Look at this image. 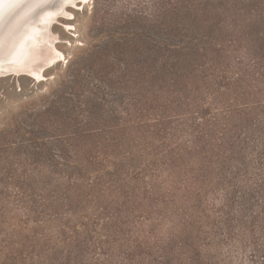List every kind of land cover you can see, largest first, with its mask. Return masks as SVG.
Wrapping results in <instances>:
<instances>
[{
    "label": "trees",
    "instance_id": "obj_1",
    "mask_svg": "<svg viewBox=\"0 0 264 264\" xmlns=\"http://www.w3.org/2000/svg\"><path fill=\"white\" fill-rule=\"evenodd\" d=\"M248 1L251 4H246ZM248 1L146 0L145 12L138 13L132 9L127 19L118 15L117 24L130 27L122 34L132 38L128 50L130 57L140 56L130 62L127 60L129 58L122 60L115 56L112 59L108 58L105 50L97 51L90 60V66L96 69L94 73L89 71L82 74L78 70L55 88L56 94L50 105L37 115L36 121L41 126L47 125L44 121L46 116H54L50 112L64 92L70 91V96L78 97L95 80L93 87L98 91L100 100L89 106H82L81 103L77 106L83 115L86 114L84 125L76 118H70L68 123L55 118L52 127L66 134L53 136L62 139L61 151L43 152L40 144L34 141L38 139L37 136H32L26 143L20 142L19 146L25 144L32 152L18 157L21 172L16 177L12 171L3 175L6 182L11 181L5 186L10 196L4 190H0V196L4 193L17 202L16 205L25 213L24 226L15 227L21 221L6 226L8 206L0 198V264H137L142 256L141 245L134 246L119 261L107 250L113 242L121 239L129 241L125 239L130 238L129 233L123 231L125 222L118 220L122 213L132 215L136 208H139V217L147 215L141 208L143 202L168 182L158 180L162 172L165 175L173 168H179L182 162L190 166L193 148L201 158L197 167L190 166L187 171L191 176L185 180V195L191 198V186L187 185L190 181L192 187L196 186L193 191H199L201 196L206 192L205 184L212 180L215 173L225 176L220 180L227 188L225 206L220 208V212L226 214V235L231 237L236 227H245L243 214L253 213L259 206L264 210L263 92L247 90L249 69L242 62L238 64V72L233 78L226 79V76L217 74V68L229 55L228 51H237L244 38L255 39L261 35L262 24L259 20L251 26H244L243 15L248 8L256 7L254 9L257 11L263 6L259 3L255 5L253 0ZM263 51L258 47L249 52L255 59V66L260 64L259 55ZM72 62L70 67H74ZM122 65L127 70L124 67L125 71L117 74L103 71L106 67ZM235 84L241 87L237 89ZM213 105L223 109L220 110L221 114L229 117L221 132L218 126L214 128L219 117L214 116L213 121L209 119ZM182 109L187 110L184 113ZM92 110L99 112L96 119ZM181 115L191 116L194 121L192 131L195 133V145L185 146V149L181 145L173 148L165 144L164 138L160 146H152L150 159L146 163L156 175L149 182L144 178L146 170L134 163L131 150L121 155L115 152L132 149L144 116L155 117V125L151 126L158 128L167 119ZM88 130L98 134L85 139L84 132ZM239 130L260 136L232 138L227 147L224 141L214 139L220 133L227 136ZM94 136L103 138L98 143L89 142ZM201 140L204 144L196 145ZM92 147L96 151L91 150ZM216 150L219 153H215ZM249 150L258 155V162L253 163L260 174L253 180L250 171L254 168L247 156ZM53 177L63 178V193H58L63 188L61 183L52 187ZM10 184H16V190ZM106 188L109 194L105 196ZM141 189H144V198L140 199L138 194ZM50 197L53 198L49 200ZM84 201L93 202L106 215L101 226L104 233L100 232L101 240L97 246L90 243L93 230L87 234L83 245H77L80 235L76 226L69 222L58 227L54 244L53 236L40 232L48 223L63 220L59 207L54 204L76 212ZM110 203L116 205L117 214L108 209ZM250 218L256 219L253 215ZM30 222L34 224L33 227H29ZM116 223L119 226L111 232L110 228ZM89 224L88 221L84 225ZM70 233L74 235L69 236ZM138 238L136 241H139ZM29 240L31 246L28 245ZM162 254L164 256H158L157 264H168L169 261H163L167 252L163 250Z\"/></svg>",
    "mask_w": 264,
    "mask_h": 264
},
{
    "label": "rangeland",
    "instance_id": "obj_2",
    "mask_svg": "<svg viewBox=\"0 0 264 264\" xmlns=\"http://www.w3.org/2000/svg\"><path fill=\"white\" fill-rule=\"evenodd\" d=\"M241 1L247 2L248 0ZM49 2H51V0ZM253 2L255 5L259 3L263 6L257 8V11L254 9L256 7L252 9L248 8V12H245L243 15L245 20L244 26H251L253 22L259 20L262 24L260 29L261 35L259 38L255 39L244 38L241 40L239 46H237V51H234V49L228 51L229 55L224 58L223 64L217 68V74L218 76H226V79H229V77L233 78L238 72V64L242 62L249 69V79L246 81L248 84L247 90L253 92L261 91L264 96V51L259 55L261 61L258 66H255V59L249 55V52L253 50V48L260 47L261 50L264 49V0H253ZM145 3L146 0H89L88 3H84L79 8L76 4H70L68 6H72L74 9H69L68 12H65V19H61L59 22L55 21V26L50 24L49 29L51 31L53 30V35L52 32L50 33L48 30V32L45 31L44 27L41 26V24L46 26L49 23V17L46 14H43L44 16L46 15V17L42 15L46 10L45 8H47L46 6L44 8L45 10L42 9V12L38 11L40 14L37 13L39 17L36 15L38 18V20H35L36 22L30 23L29 25L28 23L24 25L20 23L19 26L21 25L23 29L15 30L11 28L12 30L9 31H0V39L3 40V44L0 46V62L3 60L0 63V69L3 73L9 74L14 71L17 75L18 71L31 70L39 66L43 60V54L38 53L39 42H41V39H43V42H45V40L48 42L47 40L50 37L49 35L46 36V34L55 35V40L60 41L58 50L67 58L66 63L63 60V63H58L53 68L47 70L45 74L46 80H36V83L25 75L0 76V190H4V192H8V194L10 193L9 190L5 191V186L11 181L6 182L3 175L7 171H12L16 174V177L21 172L18 157L32 152L30 148L25 147V144L19 146L20 142L23 141L26 143L32 139V136H37L38 139L34 141L40 144V147L43 148V152L53 153L54 151H61L63 149V147L60 146V141L62 139H56L53 136H66V134L55 131L56 129L52 127L53 124L55 125L56 119L65 120L68 123L70 118H76L78 122L84 125L86 122V114L83 115L77 106L80 103L82 106H89L100 100L98 98V96H100L98 91L93 87V85L96 84L95 80H92L93 84L89 83L87 87L79 93L78 97L70 96V91L68 93L64 92L60 101L57 100L54 105L55 108L50 112L54 116H46L44 121L47 125L41 126L36 121L37 115L50 105L56 94L55 88L60 85V82L64 80L67 81L72 77L71 75L78 70H81L82 74H87L89 71L94 73L96 69L90 66V60L97 51L105 50L109 55L108 58L113 59L115 56L120 59L123 58L122 60L129 58L127 60L130 62L134 60L133 58H138L140 56L134 55L133 58L130 57L128 50L131 47L132 38L122 35L130 30V27L127 24L119 25L116 20L119 14H121L120 17L127 19L132 9L136 10L138 13L145 12ZM246 4L251 3L248 1ZM24 9L20 12L19 16L23 15L28 8ZM41 17L48 21H43ZM39 19L41 20L39 21ZM69 23L72 24V29L74 31L65 30L64 24ZM31 25L34 26L31 27ZM38 27L42 33L38 31ZM29 28L32 29L29 30ZM39 32L42 35L38 34ZM23 33H26L25 36L22 35ZM38 35L42 37L45 35L48 39H46V37L44 39ZM52 36L51 39L54 40ZM23 37H25V40H23ZM20 38H22L20 42L23 43L18 41ZM36 39L38 40V47L36 46ZM32 40L34 41L32 42ZM14 44L15 47H13ZM32 46H34L35 50H38L36 51L37 55ZM13 48L18 49L20 53L15 52L18 50ZM7 51L10 52L7 53ZM33 55L36 56L33 57ZM28 56H31L30 59ZM9 58H11V61ZM35 60H38V62H35ZM71 62L74 63V67L69 66ZM5 66H8V69L14 66L17 71H15V69H10L8 71ZM24 66L26 68H24ZM124 67L123 65L118 67L110 66L104 68L103 71L110 74H117L124 70ZM125 70H127L126 67ZM235 87L238 89L241 85L235 84ZM186 110L187 109H182L184 113ZM220 110L223 109L217 106L214 107L213 105L209 119L212 118L211 120L213 121L214 116L217 115L219 117L217 122L214 123V128L218 126V131L221 132L225 129L229 117L227 118L228 115L225 117L224 114H221ZM91 112L96 119V115H98L97 113L99 112L94 110ZM191 119V116L181 115L176 118H169L163 126L155 128V126H151L155 125V117L144 116L141 118L143 124L141 126L139 125V133L137 135H135L136 133L134 134L135 141L132 149H119L115 150V152L121 155L131 150L134 156V163L137 165L139 164V166H142V168L146 170L147 175H145L144 178L146 182H149L148 180H151V178L153 179L156 175L153 174L154 169L149 167L148 163H146L150 159L149 153L152 146H160L163 142L161 140L164 138L165 144L173 148L176 145H181L184 146L182 148L185 149V146L193 147L195 145L193 142L195 133L192 131L194 121ZM158 129L160 133H158ZM90 132V130L84 132L86 136L85 139H89L87 137L89 135L98 134L97 132ZM251 134H246V132H240L239 130L237 132L232 131L227 136H222L220 133L216 135L214 139L216 141H224L227 147L232 138L260 136ZM100 138H103V136H94L89 142L98 143ZM201 144H204L202 140L196 143L198 146H201ZM89 149L90 148H88V150ZM91 150L94 151L95 147H92ZM219 150H216L215 153H219ZM195 151L196 149L193 148L190 160L191 163H189L193 168L198 166V160L200 161L201 158ZM220 152L223 151L220 150ZM247 156L249 161H252L251 163L254 168L250 171L253 180L260 174L255 169L257 166H254L253 163L255 161L256 163L258 162V155L252 150H249ZM180 164L179 168H173L171 172H166L165 175L164 172H162V177L160 176L158 180L163 182L167 180L168 182L166 185L157 188V190L152 193V197L143 202L141 208H143L147 215L139 217L140 211H137L139 208H136L132 215L128 216L127 212L121 214L118 222L122 220L125 222L123 231L128 232L130 238H125L129 240L128 242L121 239L111 243V246L107 250L111 252V255H114V259L119 261V259L126 252L132 250L134 246L141 245L140 253L142 256L137 260V264H157V258L163 255V250L167 252V256L164 257L163 261H169L171 264H264V210L261 206L257 207L253 213L249 212L243 214V218L246 222L245 227H236L234 234L229 237L226 235L228 229L226 214L224 215L225 212H220V208L225 206V193L227 190L226 185L222 184L220 180L226 177L214 172L215 175L212 180L207 182L208 184H205L207 185L206 192L201 196L199 195V191H193V188L196 186L192 187V181L188 182L187 185L191 186V198L190 196L188 198V195H185L184 186L186 185L185 180L191 176L187 172L190 166L187 162H182ZM127 167L128 166L125 168ZM217 181H219L218 185ZM59 183L62 184L63 188L59 189L60 192L58 193H63L65 186L63 178L53 177L52 187L54 188ZM15 185L10 184L9 186L14 188L16 187ZM171 185L172 187H170ZM173 188H175V190ZM169 189H171L170 192H168ZM52 191H54V189H52ZM143 193L144 189H141L138 198H144ZM108 194L109 192L107 190L105 196ZM9 196L4 193L0 196L5 202L4 205L8 206L9 214L5 220L6 222L8 221L6 226L21 221L19 224H16L15 227L21 226L20 228H23V216H25V213L16 205L17 202L9 198ZM52 198L50 197L49 200ZM54 206L59 207L58 210H60L63 220L60 222L48 223L45 227L43 226L40 229L41 233L49 234L51 237L53 236V244L59 232L58 227L66 222L71 223L72 226L75 225L76 230H78L80 236L76 241L77 245L81 243L83 245L86 242L87 234L92 230L94 232L90 243L96 246L99 244L101 233H104L102 231L103 227L101 226L105 221L106 215L102 214L100 209H98L93 202L84 201L80 203L76 212H71L67 210V208L61 207V205L54 204ZM54 206L52 208H54ZM108 209L115 214L118 212L114 203H110ZM225 211H227V209ZM252 215L256 217L255 220L250 218ZM88 221L90 224L84 225ZM28 225L29 227L34 226L32 222ZM117 226H119V223L113 224L112 228H110L111 232H113ZM23 234H25V230H23ZM73 235L74 233L69 234V236ZM137 236H139V241H136ZM30 243L31 241L29 240L28 245H30ZM2 260H4V256H2Z\"/></svg>",
    "mask_w": 264,
    "mask_h": 264
},
{
    "label": "bare ground",
    "instance_id": "obj_3",
    "mask_svg": "<svg viewBox=\"0 0 264 264\" xmlns=\"http://www.w3.org/2000/svg\"><path fill=\"white\" fill-rule=\"evenodd\" d=\"M20 1L21 0H0V4L2 5V6H5V7H12V6H14V5H17V3H20ZM42 1H44V0H25L24 1V4L22 5V7L21 8H18L16 11H15V13H7V14H9V17H10V22H13V20L15 19V17H18L19 18V12L20 11H22L24 8L25 9H27V8H32V6L33 7H37V5H39ZM89 2V0H51V2H49V4L50 5H48L47 6V8H45L44 10H45V12H43L42 13V15L43 14H46L49 18V21L47 20V19H43L42 17H41V19L43 20V21H48L49 23L46 25V26H44L43 24H41V26H43L44 27V29H45V31H49L50 33L53 31H51L50 29H49V27H50V24H53L54 26L56 25V22L55 21H57V22H59L61 19H65V17L66 16H64L66 13L65 12H68V10L69 9H74L72 6H68V5H75L76 4V6L79 8L80 6H82L84 3L86 4V3H88ZM35 3V4H34ZM0 5V6H1ZM30 6V7H29ZM46 7V6H45ZM8 8V9H9ZM20 9V10H19ZM24 9V10H25ZM43 10H41V12H42ZM0 13H1V10H0ZM3 14V13H2ZM2 14H0V15H2ZM38 14H40V13H38ZM46 15L44 16V17H46ZM38 16V15H37ZM39 17V16H38ZM41 19H39V21L41 20ZM15 21V20H14ZM19 22H21L20 20H18V22L17 21H15V25H13L12 26V28L13 29H23V27L20 25V26H18V23ZM36 22V21H35ZM41 23V22H40ZM43 23V22H42ZM22 24V23H21ZM34 26V25H33ZM32 25H31V27H33ZM39 26V25H38ZM54 26H53V28H54ZM22 27V28H21ZM42 27V28H43ZM64 28H65V30H69V31H74L73 29H72V24H64ZM30 29H32V28H29V30ZM43 29V30H44ZM4 30V29H3ZM26 30V29H25ZM2 31V30H1ZM35 31H36V29H35ZM38 31H40L41 32V30H39V27H38ZM47 31V32H48ZM20 32V31H19ZM38 33V34H41V33ZM14 33V32H13ZM13 33H11V34H13ZM32 33V32H31ZM45 33V32H44ZM26 34V33H25ZM25 34L23 33L22 35H24L25 36ZM33 34V33H32ZM34 35V34H33ZM37 35V34H36ZM42 35V34H41ZM41 35H38V36H41ZM49 35V39L46 37V36H48ZM52 35H53V32H52ZM52 35H50V34H46V36L44 35L42 38H44L45 39V37H46V39H48L47 41L48 42H46V40H45V42H43L42 40L43 39H41L40 41L41 42H39V52L38 53H42L43 54V60H42V62L40 63V65L39 66H37L36 68L34 67V69L32 68L31 70H29L28 68V70H25V71H18L17 72V75H16V73L13 71V72H11V73H3L2 71H1V69H0V72H2V73H0V76H6V75H8V76H18V75H25V76H27V77H29V78H31L35 83H36V80H41V79H43V80H46V76H45V74H46V72H47V70H49V69H51V68H53L54 66H56L58 63H63V60H64V62L66 63L67 62V58H66V56L62 53V52H60L59 50H58V44L60 43V41H57V40H55V35L54 36H52ZM17 36V35H16ZM21 36V35H20ZM28 36H30V35H28ZM32 36V35H31ZM51 36L54 38V40L53 39H51ZM9 37V36H8ZM12 37V36H11ZM34 37V36H33ZM24 39L23 40H25V37H23ZM38 38V37H37ZM57 38V37H56ZM10 39V38H9ZM13 39V38H12ZM22 38H20L18 41L20 42V40H21ZM14 40H16V39H14ZM13 40V41H14ZM34 40H32V42H33ZM36 41V46L38 45V43H37V39L35 40ZM5 43V42H4ZM20 43H23V42H20ZM25 43V42H24ZM27 43V42H26ZM35 43V42H34ZM3 44V40L2 39H0V46ZM12 44V43H11ZM19 44V43H18ZM10 45V44H9ZM13 45V44H12ZM12 45H11V47H12ZM4 46V45H3ZM13 47H15V44H14V46ZM33 47V50H35L34 49V46H32ZM38 47V46H37ZM5 48V47H4ZM13 49H15V48H13ZM18 49H19V47H18ZM18 49H15V50H18ZM27 49H28V47H27ZM30 49L32 50V48L30 47ZM15 50H13V51H15ZM20 50H22V49H20ZM26 50V49H25ZM29 50V49H28ZM24 51V50H23ZM27 51V50H26ZM30 51V50H29ZM36 51H38V50H35V53H36ZM10 51H7V53H9ZM15 52H19V50L18 51H15ZM20 53V52H19ZM34 54V53H33ZM19 55V54H18ZM26 55H28V54H26ZM30 55V54H29ZM36 55H37V53H36ZM36 55H33V57L34 56H36ZM16 57V56H15ZM29 58L31 57V56H28ZM39 57H40V55H39ZM41 57H42V55H41ZM1 58V57H0ZM13 58V57H12ZM25 58V57H24ZM2 59H3V57H2ZM10 59V61H11V58H9ZM27 59V58H26ZM42 59V58H41ZM13 60V59H12ZM15 60V59H14ZM28 60V59H27ZM3 61V60H2ZM1 61V62H2ZM25 61V60H24ZM0 62V63H1ZM4 63H6V62H4ZM17 63V62H16ZM29 63V62H28ZM33 64H35L34 62H33ZM3 65V64H2ZM27 65V64H26ZM25 65V66H26ZM32 65V64H31ZM37 65H38V63H37ZM18 66V65H17ZM24 66V68H26ZM35 66H36V64H35ZM8 66H5V68L6 69H8L7 68ZM15 67H16V64H15ZM14 66H12L10 69L12 70H14L15 69V71H17V69L15 68ZM19 67V66H18ZM17 67V68H18ZM2 68V67H1ZM21 68V67H20ZM47 68V69H46ZM10 69H8V71L10 70ZM5 70V69H4ZM19 70V69H18ZM21 70H22V68H21ZM42 71V72H41ZM43 82V81H42Z\"/></svg>",
    "mask_w": 264,
    "mask_h": 264
},
{
    "label": "water",
    "instance_id": "obj_4",
    "mask_svg": "<svg viewBox=\"0 0 264 264\" xmlns=\"http://www.w3.org/2000/svg\"><path fill=\"white\" fill-rule=\"evenodd\" d=\"M24 1L25 0H21L20 3H17V5H14V6L10 7V8L8 7L9 9L7 7H5V6H2L0 4L1 5L0 6V10H1V13L0 14L3 13L2 15H0V31L3 30V29L4 30H7V31L12 30L11 29L12 26L15 25L16 24L15 21L18 22V20L22 21V22H19L18 23V26H19L20 23H22L21 25H24V24H27V23L29 25L30 23L35 22V20H38V18L36 16L37 13H38V11H41L42 9H44L45 6L50 5L49 4V1L50 0H44L39 5H37V7L28 8L25 11V13L23 12L24 13L23 15L19 16V18L18 17H15V19H14L15 21L13 20V22H10V17H9V14H7V13L8 12L10 14L11 13H15V11L18 8H21L22 7V5L24 4ZM22 62H24V61H22ZM35 62H38V60L37 61L35 60ZM5 77H7V76H5Z\"/></svg>",
    "mask_w": 264,
    "mask_h": 264
}]
</instances>
